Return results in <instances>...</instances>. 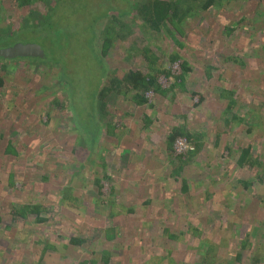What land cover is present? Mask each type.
I'll list each match as a JSON object with an SVG mask.
<instances>
[{
  "label": "rangeland",
  "instance_id": "rangeland-1",
  "mask_svg": "<svg viewBox=\"0 0 264 264\" xmlns=\"http://www.w3.org/2000/svg\"><path fill=\"white\" fill-rule=\"evenodd\" d=\"M205 1L156 24L146 0H63L51 14L53 0H0V50L37 44L49 60H0V264H206L211 242L215 264H264V172L238 164L250 146L264 165V0ZM99 62L105 82L142 70L158 86L147 102L110 92L94 134L67 99L90 123ZM174 128L192 136L182 147H168ZM29 203L48 221L13 217Z\"/></svg>",
  "mask_w": 264,
  "mask_h": 264
},
{
  "label": "trees",
  "instance_id": "trees-1",
  "mask_svg": "<svg viewBox=\"0 0 264 264\" xmlns=\"http://www.w3.org/2000/svg\"><path fill=\"white\" fill-rule=\"evenodd\" d=\"M63 0H53L52 3V7L50 6V14L51 12H53V8L55 6V4H59L61 3ZM186 0H146L145 3L141 4L139 10L140 12L146 16L147 20H153L154 22H156V24H161V22L167 18L168 16H171V18H176V17H180V13H181V4H183V2H185ZM224 0H207L205 1L204 5L202 6V8L204 10L210 9L213 5L217 4V3H221ZM120 2H124L127 5L129 4V0H118V3ZM186 4V3H185ZM119 6V5H118ZM56 7V6H55ZM188 11L191 10V6L188 7L187 9ZM56 11V10H54ZM121 11L120 8H118L114 13H119ZM126 13H129L132 10H125ZM48 15V17H46L44 19V21L42 23H40L38 26H35L33 28H28L26 27L25 29H20V30H25V31H29V32H34L37 31L38 29H42L43 27L47 26V25H51V21H50V16ZM186 13H182L183 17H185ZM102 18H106V16H100L98 18L102 19ZM95 21V24L98 22ZM155 24V25H156ZM19 30V31H20ZM18 31V32H19ZM18 32H16L18 34ZM16 34V35H17ZM96 35V25H95V30H94V35H93V39ZM14 36L8 37L5 40L10 41L12 40ZM15 38V37H14ZM1 40V37H0ZM91 40V43H92ZM109 42L105 41V45H104V49L103 52L101 53L102 57L105 55V53L107 52V50L109 49ZM4 47V45H3ZM92 47V46H91ZM93 54H95L94 50H92ZM96 55V54H95ZM19 59H23V58H19ZM24 59H34L37 61H44V62H48L49 60L47 58H24ZM0 60H4L3 58H0ZM18 60V59H16ZM5 61V60H4ZM8 61V60H6ZM10 61V60H9ZM101 67H100V66ZM99 67L102 71V84H100L99 86V91L96 92L93 97H92V101H94V109L91 108L92 112L90 115V123H85L84 121L81 120V115L80 113L77 111L78 109L71 103L70 104V100H69V96H68V109L70 111V113L72 114V120L73 122H75L77 124V126L80 129H83V131H91L94 134L96 132H101V129H103L104 125L100 122L99 119V114L97 112H99L101 110V112H103L104 110V106H105V102L104 99L106 98V96L110 93V92H114V93H121L123 88L125 87L128 91L127 92H133L135 93V97L141 101V102H147L146 100V94L150 91H155V88L158 86L157 85V80H158V73H153L151 74L150 72H145L142 70H137V71H130L128 72V74H126L122 79H119L117 77H113L111 78V80H108V82H105V78H107L106 75V67L102 62H99ZM167 69L161 71V74L166 75L167 73ZM100 79V80H101ZM61 82V81H60ZM105 84V85H104ZM2 81H0V87H2ZM126 93V92H125ZM100 100V105H99V101ZM71 107V108H70ZM96 109V111H95ZM189 132H184L183 130H179L177 128H174V130L172 131L171 134L168 135V147L172 148L176 141L181 138V137H187L188 140H190L192 138L191 134H188ZM186 140V139H185ZM187 141V140H186ZM241 154V157L238 160V164L242 167H248L249 169H258L259 172H264V165L262 162H259V160L254 157H251V147H247L244 148ZM48 175V172L45 174L44 176V180L45 177ZM106 178H108L109 176H105ZM101 180H98V184L100 183ZM183 186H182V191L183 192H188L189 191V183H187L186 180L182 181ZM65 199L69 200V199H76L75 197L73 198L72 196H64ZM24 209L27 210L28 214H32V215H36V221L38 223H45L48 221V218L45 217V208L43 207V205L40 204H33V203H29L26 204L24 206H21L20 204H15L14 205V211H12L13 217L18 218V217H22L24 215H26L24 213ZM170 232V229L165 228L164 229V233H168ZM196 234L199 236L198 234V230L195 231ZM172 239L176 238V236L171 235L170 236ZM199 238H202L201 235L199 236ZM72 245L75 246H80L85 244V239L83 238H79V237H73L70 240ZM244 244H246V246L249 243V239L248 240H244L243 242ZM206 248L207 253L204 256L205 259V263L206 264H215V256H214V252L216 251V244H213V242H211V244L208 246L204 245ZM238 257H241V254H238ZM212 259H214L212 261ZM79 264H111V259L109 258L108 255H104L102 254L101 259L100 260H94V261H83L80 262Z\"/></svg>",
  "mask_w": 264,
  "mask_h": 264
},
{
  "label": "water",
  "instance_id": "water-1",
  "mask_svg": "<svg viewBox=\"0 0 264 264\" xmlns=\"http://www.w3.org/2000/svg\"><path fill=\"white\" fill-rule=\"evenodd\" d=\"M0 58L16 60L19 58H46L42 48L37 44H16L12 47L1 49Z\"/></svg>",
  "mask_w": 264,
  "mask_h": 264
},
{
  "label": "built area",
  "instance_id": "built-area-1",
  "mask_svg": "<svg viewBox=\"0 0 264 264\" xmlns=\"http://www.w3.org/2000/svg\"><path fill=\"white\" fill-rule=\"evenodd\" d=\"M176 142H177V146L182 147V146L184 145V140L179 139V140H177ZM186 147H187V146H186Z\"/></svg>",
  "mask_w": 264,
  "mask_h": 264
}]
</instances>
